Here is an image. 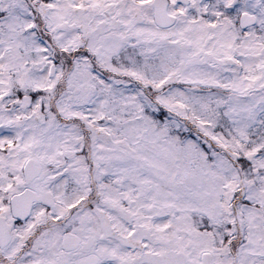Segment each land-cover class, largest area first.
I'll use <instances>...</instances> for the list:
<instances>
[{"label": "snow or ice", "instance_id": "obj_1", "mask_svg": "<svg viewBox=\"0 0 264 264\" xmlns=\"http://www.w3.org/2000/svg\"><path fill=\"white\" fill-rule=\"evenodd\" d=\"M0 264H264V0H0Z\"/></svg>", "mask_w": 264, "mask_h": 264}]
</instances>
